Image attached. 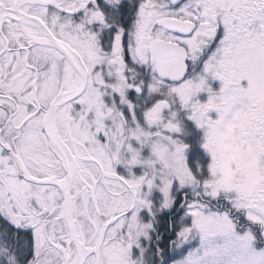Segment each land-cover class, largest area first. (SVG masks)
Segmentation results:
<instances>
[{"label": "rangeland", "instance_id": "rangeland-1", "mask_svg": "<svg viewBox=\"0 0 264 264\" xmlns=\"http://www.w3.org/2000/svg\"><path fill=\"white\" fill-rule=\"evenodd\" d=\"M157 3L162 4L141 1L140 24L149 29L150 17L164 15L196 24L194 35L182 42L192 51L197 49L201 59V68L190 79L167 87V97L182 107L164 125V136L151 140L132 132L127 138L121 134L120 121L103 122L110 112L101 105L100 83L96 85L94 78L88 92L67 107L69 127L57 122L62 136L70 129L74 150L92 159L83 163L103 222L133 207L108 228L102 264H264V0H186L180 11L173 2L163 8ZM31 12L80 53L92 72L97 68L96 42L77 38L66 19L53 17L47 8L33 7ZM219 27L223 29L220 36ZM160 32L157 29L154 38L163 35ZM147 39L144 35V41L138 40L136 51H145ZM47 51L36 47L29 63L40 67L39 103L46 111L66 77L65 62ZM23 56L0 58V103L20 110L15 126L36 109L35 71L25 65ZM153 85L154 93L165 88L156 79ZM46 111L21 131L6 129L3 141L16 148L33 176L63 180L66 174L41 127ZM182 113L183 122L177 117ZM5 118L0 112V127ZM184 161L199 183L189 191L213 206L193 200L176 206L184 190L179 183ZM74 197L75 218L95 246L101 228L92 192L79 184ZM62 202L56 187L24 180L0 145V216L19 230L31 228L33 253L37 260L40 257V264L62 263L47 241L48 236L59 240L68 235L64 221L58 220ZM164 212L172 215L170 233L157 238ZM238 218L243 220L239 223ZM4 235L1 232L0 264H11L18 248L10 252ZM86 264H95V257L90 256Z\"/></svg>", "mask_w": 264, "mask_h": 264}, {"label": "flooded vegetation", "instance_id": "flooded-vegetation-1", "mask_svg": "<svg viewBox=\"0 0 264 264\" xmlns=\"http://www.w3.org/2000/svg\"><path fill=\"white\" fill-rule=\"evenodd\" d=\"M15 1L0 0V6L9 9L12 8ZM141 1L143 4L146 0H66L61 4V7L69 11L70 13L68 14L53 7L43 6H27L24 10L30 15L40 17L36 13L31 12V9L33 7L47 8L53 17H60L61 19L64 17L68 23V29L75 33L77 38H81L82 41L97 43V47H95L93 52L100 56V64L93 72L80 55L89 71L88 86L84 95L88 92L94 78L96 85L100 83L98 85V88H100L98 97L101 98V105L107 111L106 113L110 112L103 122L120 121L123 124L121 132L123 137L128 138L133 132V134H137V137L145 136L153 140L157 135L164 136L166 133L164 125L170 121V117L175 114L176 109L182 107L180 103L174 104L170 101L167 97V87L184 83L190 79L201 68V59L200 52H197V49H195L196 52L192 51L182 42L194 35L197 31L196 24L190 34L175 31L168 28L165 23L170 20L183 23L190 21L178 16L164 15L159 19L150 17L149 29H146L145 25L140 24L143 21L137 19ZM158 1L162 3H157L161 6L173 2L175 8L180 11L184 7L186 0ZM2 16L0 13V18ZM41 19L43 20V18ZM44 22L55 37L58 38L55 30L46 21ZM139 27H144L146 30L139 29ZM159 28L164 33L154 38V33ZM218 34L219 36L223 34L221 27H219ZM144 35L146 40L149 38L145 51H136V44L139 39L144 41ZM171 36L173 37L172 39L169 38ZM35 40L25 33L24 27L18 21L7 19L3 24L0 21V44L2 43V46H0V58L5 55L23 54L25 65L35 71L36 79L37 73H40V67L29 64L33 50L37 47ZM59 40L63 42L61 39ZM143 48L144 44H141L140 49L142 50ZM158 48L162 49L163 52H160ZM73 51L76 52L75 50ZM137 57L141 60L138 61ZM161 59L162 61H160ZM62 60L67 66L65 58H62ZM2 66L0 65V77L3 75ZM97 74L99 80L98 77L96 78ZM154 79L164 85L165 88H162L161 92L154 93L151 91L154 86ZM61 89L68 90L63 84L60 86L56 96ZM0 99H3L2 95H0ZM34 105L36 109L33 113L24 116L22 121L15 126L14 124L16 123V118H19L20 110L18 108L13 110L8 104L0 103V112L6 116L0 129L4 124L8 123L3 134L9 127L14 130H19V128L23 130L38 118L41 111L45 113L46 110H44L42 104H40L41 111L38 112L35 95ZM184 115V113L180 114L181 118L177 116L181 122L184 121ZM14 149L16 150L15 147ZM87 159L92 161L90 158ZM184 163L182 165V173H180L182 181L179 182L180 186L184 188L181 195L185 201L183 200L182 203L184 204L191 200L195 202L206 201L207 199L201 197L199 193L193 195L189 191V187H199V183L195 181L192 173L188 170L189 163L185 161ZM101 170L103 169L101 168ZM189 184L191 185L188 186ZM186 186L187 189H185ZM180 197L177 196V201ZM211 205L213 206V203ZM39 259L40 257H38V260L37 258L34 259L32 264H40Z\"/></svg>", "mask_w": 264, "mask_h": 264}, {"label": "water", "instance_id": "water-1", "mask_svg": "<svg viewBox=\"0 0 264 264\" xmlns=\"http://www.w3.org/2000/svg\"><path fill=\"white\" fill-rule=\"evenodd\" d=\"M66 0H16L12 8H4L0 6V13L3 14L1 21L2 24L7 20H16L23 27L31 26L33 28L41 29L43 34L46 36L44 40H35L36 45L41 46L45 49H55L58 51L63 58L67 61L68 65L73 69L74 73L79 76L80 87L77 91L66 92L63 89L55 97V99L49 105L46 114L43 119L42 128L45 137L48 140L50 149L55 153V155L60 160L61 166L65 171V180H60L56 176H49L46 178H37L33 176L27 166L25 165L21 155L14 151L11 147L4 144L1 140V134L3 129L0 131V142L3 148L12 156V158L17 163L20 170L21 177L26 181L42 186H54L62 194L63 203L61 206V215L59 220H63L68 231L67 239L65 245L56 243L50 237H48L49 244L57 249L61 255L63 262L62 264H86L88 258L92 255L95 256V264H102V251L105 245V237L108 228L115 222L120 220L122 217L130 214L133 210L123 213L106 224L103 222L101 213L99 211L97 200L95 197V188L93 189V205L96 213L97 220L99 221L101 233L99 242L95 246H89L87 242L86 235L81 228L80 224L75 218V202H74V192H75V178L79 163L77 161V152H74L70 147L69 143L73 141L71 132H68V141L65 140L60 134L58 129L53 128V116L62 108H67L72 102L81 98L88 86L89 81V71L88 68L81 58V56L69 49L67 45L62 43L58 38L55 37L50 28L45 24V22L38 16L29 15L24 10L27 6H43V7H53L63 13H70L61 7V4ZM25 11V12H24ZM5 12V15H4ZM165 25L175 31H180L186 34H190L195 28L192 23H183L179 21L170 20L165 23ZM160 52L162 49L158 48ZM162 61V59L160 60ZM37 73V77H38ZM35 91V103L38 107V112L41 110V106L38 100V89L37 85L34 86ZM74 249L75 260L74 263L72 258L69 256V252Z\"/></svg>", "mask_w": 264, "mask_h": 264}, {"label": "trees", "instance_id": "trees-1", "mask_svg": "<svg viewBox=\"0 0 264 264\" xmlns=\"http://www.w3.org/2000/svg\"><path fill=\"white\" fill-rule=\"evenodd\" d=\"M183 200H184V198L181 195V197L178 201L176 199V203H177L176 206L181 205ZM202 202H204L210 206H212L211 203H213V202H210L208 199L206 201L202 200ZM217 202H219V201H217ZM174 212L175 211H172V214H174ZM169 213H171V212H169ZM171 216L172 215L170 214V216H169V214H167V212H164L161 215L162 219H164V225L162 227V226H160L161 223L158 224L157 227L159 230V235L157 238H159V237L162 238L164 236H167L168 233H170V228H171L170 227V218H171ZM242 220H243L242 218H238L239 223ZM0 230H1L0 234L2 232V234L4 235V232H3L4 230L6 232V234L4 235V239H5V241L7 240L9 248H11L10 252H12L14 254V250L16 248H18V250H16V253L14 254L15 258L11 259L14 261L11 264H15V261H16V264H32L34 261V258H35L34 253H33L34 251H33L32 233L29 230L17 229L15 226L8 223L1 216H0ZM259 232H261V229H259L258 234H260Z\"/></svg>", "mask_w": 264, "mask_h": 264}, {"label": "bare ground", "instance_id": "bare-ground-1", "mask_svg": "<svg viewBox=\"0 0 264 264\" xmlns=\"http://www.w3.org/2000/svg\"><path fill=\"white\" fill-rule=\"evenodd\" d=\"M26 13H27V11H26ZM1 18H0V21H1ZM24 29H25V33L28 36H30V38H34L37 41L44 40L46 38V36L43 34V32H42L41 29L33 28L31 26H24ZM41 35L43 36L42 38H40ZM67 47L69 49H71L69 46H67ZM44 51L46 52L47 50H44ZM48 51L54 52L53 54H55V56L57 55L58 57L63 58L62 55L58 51H56L55 49H52L51 48V50L49 49ZM36 71H38V70L36 69ZM80 84L81 83H80V80H79V76L74 73L73 69L67 63V66H66V77H65V80H64V86L68 90H64V91H66V92L77 91L79 89V87H80ZM58 121L60 122L61 125H66V124L68 125L69 117L67 116V109L66 108L60 109L53 116V122H52L53 128L57 127V122ZM77 161L79 163V167H78L77 174H76V178H75V191H77L79 184H83V186L89 187L88 181H89V179H91V175L86 170V168L84 167L85 165L83 163L84 161H88V160L85 159V158H83L82 156H79L78 155L77 156ZM104 176L110 178V175L109 174L107 175L106 173H104ZM63 180H65V179H63ZM74 201H75V197H74ZM74 213H75V210H74ZM60 215H61V210L59 209V216ZM69 256L72 258V261L74 263L75 253H74L73 250H71L69 252Z\"/></svg>", "mask_w": 264, "mask_h": 264}]
</instances>
